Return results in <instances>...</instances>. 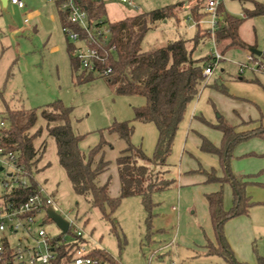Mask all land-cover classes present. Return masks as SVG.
Wrapping results in <instances>:
<instances>
[{"label":"rangeland","instance_id":"1","mask_svg":"<svg viewBox=\"0 0 264 264\" xmlns=\"http://www.w3.org/2000/svg\"><path fill=\"white\" fill-rule=\"evenodd\" d=\"M22 1L26 4L25 9H18L13 5L5 7L0 0V113L7 118L8 109L39 110L61 100L67 107L72 108L71 120L75 133L86 135L80 143V149L88 154L100 142L103 130L115 122L132 121L134 108L143 106L145 99L116 95L104 78L77 84L73 79L68 41L61 27L57 9L47 0ZM104 1L108 20L116 22L137 13L194 0H128L137 10L120 0ZM241 1L246 3L243 4ZM248 1L251 0H224L223 5L230 15L243 18L244 8L252 7ZM194 6L187 4L185 8H178L173 12L179 14L182 19ZM199 7L204 8L205 4L200 2ZM211 18V15L205 13L201 27L206 28ZM193 23L194 21H185L182 27ZM174 26H176L174 20L167 23L157 22L143 41L142 49L145 51L162 47L177 38L176 30L172 29ZM186 33L187 37H194L196 30ZM241 37L255 49L264 52V17L246 20L241 28ZM212 52L213 46L209 43L200 47L196 57L206 56ZM247 55L248 51L244 50L228 52L220 62L215 75L203 84L201 99L198 96L190 105L169 158L171 180H178L179 170L186 173L201 167L209 171L215 169L219 176L223 175L219 158L201 150V137L217 147L221 146L223 134L213 127L221 119L235 127L238 132L246 129H249L248 132L254 130L264 132V78L262 81L257 80L264 77V72H253L247 68L240 74V64L247 62ZM261 61L264 65V58ZM249 64L252 68V64ZM82 72L80 69V73ZM209 82H217L219 86H224L226 92L206 87ZM199 99L201 102L195 112ZM194 113L190 139L184 152L187 139L185 134ZM242 119L252 121L242 124ZM7 122L9 123L8 120ZM134 126L133 144L142 147L147 156H153L158 137L156 127L138 122H134ZM252 126L254 129L250 130ZM40 127L44 132L37 140V146L46 142V149L36 178L54 196L62 214L79 219L87 231L93 233L99 246L121 264L183 263L186 258L175 254L176 250L179 245L184 247L190 240L191 227L201 216V206L204 204L196 199L195 193L202 187L207 189L211 185L201 183L186 186L187 179L184 178L179 188L174 185L164 192L153 194L152 216L145 209L140 197L125 198L112 217L116 224L114 227L113 222L105 219L99 209L92 208L87 200L76 195L65 170L60 165L56 142L47 134L46 123L41 117L32 134ZM104 134L107 141L112 144L105 154L106 160L110 162V169L100 176L99 182L100 184L110 182V195L120 197L121 183L117 158L126 144L115 134L107 132ZM247 143L246 146L250 148L264 149V143H259L258 146L253 142ZM258 160H264V157L246 156L238 162L243 169L249 170L256 166ZM195 176L205 177L200 173H196ZM173 206L177 207V212L172 211ZM193 211H196V215H192ZM47 230L55 235L60 234L53 223L47 225ZM176 233L178 246L167 251L168 253L159 252L161 248L159 246L171 241ZM67 239L71 240L69 235ZM258 251L260 257L264 258V237L258 243ZM153 253L156 257H152L150 262V255Z\"/></svg>","mask_w":264,"mask_h":264},{"label":"trees","instance_id":"2","mask_svg":"<svg viewBox=\"0 0 264 264\" xmlns=\"http://www.w3.org/2000/svg\"><path fill=\"white\" fill-rule=\"evenodd\" d=\"M81 1L88 5L92 21L105 19V22L109 24L116 51L109 56L108 62L113 73L109 77H99L81 69L80 62L72 55L73 45L68 42L73 79L77 84H84L104 78L116 95L142 97L145 99V104L134 108L132 121L115 122L103 130L100 142L88 154L80 149V143L86 135L75 133L71 120L72 108L67 107L61 100L39 110L8 109V116L5 119L9 121L10 128L4 144L17 152L27 172L36 176L45 154L46 142L37 146V140L42 136L44 129L37 128L34 134L32 130L37 127L41 117L46 123L47 134L56 142L60 165L65 170L76 195L87 200L92 208L99 209L103 217L113 222L115 227L112 217L123 199L140 197L145 209L152 216L154 207L152 195L174 186L175 181L168 176L171 167L169 158L175 138L190 105L197 99L206 82L204 69L210 64L213 65L215 59L212 53L196 58L200 47L209 44L211 39L207 28L199 24L205 17V12L204 8L199 7L198 4L190 11L191 18L196 23V34L193 38L180 37L170 41L164 47L144 51L142 43L153 26L157 22H166L171 19L179 23V14L173 11L184 8V4L141 12L123 20L111 22L108 20L104 0ZM57 7L62 28L74 29L68 14L60 10L59 6ZM218 12L221 16L215 32L218 52L225 57L233 50L252 49L241 38L240 29L246 20L264 17V0L254 2L253 9H245L243 18L228 14L223 6H220ZM250 55L254 62L262 63L264 54L261 57ZM212 87L220 92H226L225 87L217 83ZM134 122L152 124L156 127L158 137L153 156H147L142 147L133 144ZM213 127L223 134L221 146L217 147L201 137V150L219 158L223 175L219 176L215 169L197 170V173L205 176L206 184L220 185L218 192L206 195L217 245L208 241L205 249L208 256H218L224 260L225 264H246L236 260L226 238L225 225L232 219L249 214L254 203L247 195V188L253 182L251 176L234 173L231 163L234 150L239 144L253 137L264 138V132L260 130L238 132L223 119ZM105 132L117 135L126 144L117 158L121 183L120 197L110 195V182L105 184L99 182L100 176L110 169V162L106 160L105 154L112 144L105 138ZM226 185H230L233 190V205L228 210L225 208ZM25 192L27 195L30 191ZM93 255L111 264H117L115 258L103 249L97 250ZM257 264H264V258L258 257Z\"/></svg>","mask_w":264,"mask_h":264},{"label":"built area","instance_id":"3","mask_svg":"<svg viewBox=\"0 0 264 264\" xmlns=\"http://www.w3.org/2000/svg\"><path fill=\"white\" fill-rule=\"evenodd\" d=\"M200 1L205 4L204 12L212 17L207 29L211 35L215 61L204 69V77L208 81L224 59L217 50L215 40L221 20L218 11L224 0ZM8 2L19 9L26 7L22 0ZM48 2L68 14L74 29L63 27V32L73 45L72 55L80 62L81 69L99 77H109L113 73L112 67L108 65L109 56L115 53L116 46L112 43V31L105 19L92 21L88 5L81 0ZM120 2L134 7L128 0ZM203 23L204 20L199 22L200 25ZM247 62L252 64V68ZM247 62L240 64V74L247 68L253 72H264V65L254 62L251 55L247 57ZM9 128V123L0 113V264H111L93 255L102 249L93 233L87 231L79 219L62 214L54 196L35 175L27 172L25 165L20 162L19 154L4 144ZM27 190L30 192L26 195ZM49 210L60 214L69 223L66 233L57 226L60 231L58 235L47 230L48 224L56 225L49 217ZM68 235L71 240L67 239Z\"/></svg>","mask_w":264,"mask_h":264},{"label":"crops","instance_id":"4","mask_svg":"<svg viewBox=\"0 0 264 264\" xmlns=\"http://www.w3.org/2000/svg\"><path fill=\"white\" fill-rule=\"evenodd\" d=\"M2 1L4 3V0H2ZM194 1L189 2V3H179V4H184V8H185V6L187 4H193V5L198 4L199 5L201 2L200 0H196L197 2H194ZM258 1H262V0L248 1V2H251V4H252V7L250 9H253L254 8V2H258ZM47 2H48V0H47ZM241 2L243 4L246 3L244 1H241ZM48 3H50V2H48ZM50 4L55 9H57L59 16H60V12H59L57 5L52 4V3H50ZM9 5H12V4L10 2H8V0H7L6 4H4V6L8 7ZM170 6H173V5H170ZM222 6L225 9V6L223 4H222ZM165 7H167V6H165ZM245 9H248V8H244V10ZM225 11H226V9H225ZM243 17H244V11H243ZM171 20H174V22L176 23V26H174L172 29H173V31L176 30V32L178 34V37L175 38L174 40H176L180 37L187 38V39L193 38V37H187L186 32L196 30V27L194 24L195 22L189 26L187 25V26L182 27L183 23L185 21L186 22H189V21L192 22L193 21L191 18L190 10H189V13L187 12L186 16L183 15L182 19L180 17L179 23L175 19H171ZM168 21H170V20H168ZM164 23H167V21ZM61 27H62V24H61ZM206 28H208V27H206ZM240 35H241V29H240ZM66 40H67V38H66ZM171 41H173V40H171ZM210 44H211V42H210ZM248 45L250 47H252V49H255V47H253L251 44H248ZM162 47H164V46H162ZM261 53H262L261 56H263L264 52H261ZM250 54L251 53L248 50L247 57ZM196 58H200V57H196ZM263 78L264 77H262L261 79L258 78L257 80L262 81ZM241 80L243 81V78ZM215 83H217V82H214V83L209 82L206 85V87H212V85H214ZM203 91L204 90L202 88L198 98H200V96H202ZM200 99L195 106V108H196L195 112L198 110L199 103L201 102ZM194 118H195V113L192 114V116H191L190 126L187 129L186 134H185L187 139H186L185 144H184V149H183L184 152H186V145H187L188 139H190L191 126H192L191 122L194 120ZM200 119L203 120V118H200ZM242 120H243L242 124H247V122L252 121V119H250L251 121L250 120L247 121V119L246 120L242 119ZM253 129H254V127L252 126V128L250 130H253ZM248 130L249 129H246L244 131H248ZM244 131H241V132H244ZM178 133H179V131H178ZM248 141L256 143V145L258 146V145H260L259 143H264L263 142L264 138L253 137V138L241 143L242 145L239 144L234 150V158H233V161L231 163V166H232V170L234 173L239 174V175L251 176V181L253 182V184H251L247 188V195L250 198L251 202L255 203V204L251 208L248 215L241 216V217L232 219L229 222H227L225 225V234H226L227 241H228V243H229V245H230V247L234 253V256L238 262L246 263V264H257L258 257H260L259 251H258V243L264 237V221H263L264 220L263 219L264 218V160H260V161L258 160V162H256V166L251 167L249 170L243 169V167L241 166L240 162H238V160H240L241 158H244L246 156L264 157V149L250 148V147L246 146V144H248L247 143ZM201 168H203V167H201ZM205 170H207V169H205ZM170 171H171V169H170ZM196 173H197L196 169L195 170L191 169L189 172H186V173L179 170L178 180L177 181L174 180L175 181L174 185H176V187L179 188L180 185L182 184V182L184 181L183 180L184 178L187 179V180H185L186 186H194V185H200L201 183H205L206 178L205 177H200V178L197 177L196 178V176H195ZM169 176H170V174H169ZM207 185H211V187H208L207 189L202 187L200 190H198V192L195 193L196 199L200 203H204V204H202V206H201V210H202L201 216H199L197 218V222L195 221L196 224L192 225V227H191V230H192L191 233L192 234H191L190 240L187 241V243L184 245V247L179 245L177 250L175 249L177 252L175 254L179 255V257L183 256L186 258V259H184L182 264H225L224 260L218 256H208L207 251L205 249V246L207 245L208 241H210L214 245H217L215 232H214V228H213L211 217H210L209 206H208V203L206 201V195L211 194V193H216L220 190L219 184H207ZM224 192H225V208L228 210L230 207H232V204H233V190H232L230 185H226L224 188ZM172 211L177 212L178 211L177 207L173 206ZM192 215H196V211H193ZM176 236H177V233L175 234V236L173 237V239L171 241L166 242V243L162 244L161 246H159V247H161V248L158 247L159 252L165 251L164 253H168L167 251L174 249V247H176V245L178 246ZM173 241H175L174 244H172ZM150 256H151L150 257L151 260H152V257H156L154 255V253H153V255H150ZM160 257H162V255ZM120 264H121V262H120Z\"/></svg>","mask_w":264,"mask_h":264},{"label":"water","instance_id":"5","mask_svg":"<svg viewBox=\"0 0 264 264\" xmlns=\"http://www.w3.org/2000/svg\"><path fill=\"white\" fill-rule=\"evenodd\" d=\"M7 0H4V4H6ZM249 52L253 55L260 57L262 53L256 49H250ZM49 217L56 224L58 228H60L64 233H66L69 229V223L58 213H55L52 210L48 212Z\"/></svg>","mask_w":264,"mask_h":264}]
</instances>
